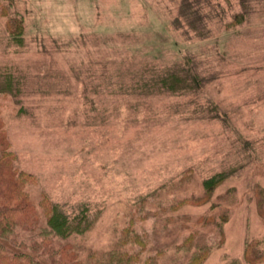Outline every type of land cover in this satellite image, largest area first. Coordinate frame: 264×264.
I'll list each match as a JSON object with an SVG mask.
<instances>
[{
    "label": "rangeland",
    "instance_id": "obj_1",
    "mask_svg": "<svg viewBox=\"0 0 264 264\" xmlns=\"http://www.w3.org/2000/svg\"><path fill=\"white\" fill-rule=\"evenodd\" d=\"M0 5L22 25L13 38L0 15V126L36 221L46 200L88 207L61 240L83 264L130 225L136 264H187L204 244L199 264H264V0ZM172 67L198 88L142 87Z\"/></svg>",
    "mask_w": 264,
    "mask_h": 264
},
{
    "label": "trees",
    "instance_id": "obj_2",
    "mask_svg": "<svg viewBox=\"0 0 264 264\" xmlns=\"http://www.w3.org/2000/svg\"><path fill=\"white\" fill-rule=\"evenodd\" d=\"M194 8L192 3L187 4L185 6L186 13L183 15L193 18L191 11L194 10L195 13L197 10ZM0 9V15H7L2 5H0ZM6 17L5 26L10 35L13 38H18L22 29L21 20L17 15H7ZM243 18L244 14L241 13L235 16L231 22H237ZM195 22L198 23L196 17L188 24L196 28V25L193 24ZM228 24L225 26L228 27ZM183 71L177 67L169 68L167 72L162 70L156 76L152 74V79L148 83H144L142 87L147 88V90L148 88H157L158 91L162 90L163 92H166V87L172 88L175 85H180L186 91L198 88V74L190 72L191 76L189 73L184 74L187 72ZM167 76L172 77V80L167 79ZM7 87H9L8 81L7 86L3 88L6 90ZM4 139L0 126V264H83L78 258L77 252L72 249L73 247L62 243L61 240H67L74 235L85 233L89 228V216L87 214L89 208L81 207L74 214H71L64 211L59 205L49 203L46 200L42 206L45 217L44 223L36 221L33 207L28 202L27 195L21 187L23 173H16L17 169L13 165L14 153L7 148ZM210 188L206 187L205 193H209ZM258 204L259 213L264 218L263 196H259ZM17 216L23 218L17 219ZM17 227L28 231V236L13 235ZM131 228L130 225L122 229L123 235L120 246L116 244L107 253H93L91 256L93 262L95 264H136L140 251L131 252V249L125 250L122 246L128 242L131 246L134 243L144 246V242L140 240L141 238L136 237ZM194 234V232L188 233L182 246L194 240ZM205 249V244L196 247L187 264H199L205 257L200 251ZM141 264H156L154 256L144 258Z\"/></svg>",
    "mask_w": 264,
    "mask_h": 264
}]
</instances>
